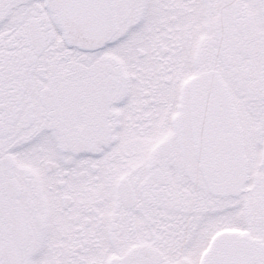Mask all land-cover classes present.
Wrapping results in <instances>:
<instances>
[{"label": "snow or ice", "instance_id": "snow-or-ice-1", "mask_svg": "<svg viewBox=\"0 0 264 264\" xmlns=\"http://www.w3.org/2000/svg\"><path fill=\"white\" fill-rule=\"evenodd\" d=\"M0 264H264V0H0Z\"/></svg>", "mask_w": 264, "mask_h": 264}]
</instances>
